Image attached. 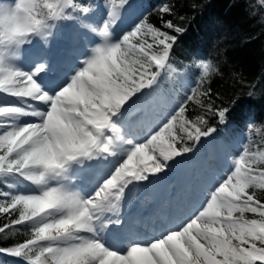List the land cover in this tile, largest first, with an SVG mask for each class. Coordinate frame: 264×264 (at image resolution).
Listing matches in <instances>:
<instances>
[{
  "label": "snow or ice",
  "instance_id": "obj_1",
  "mask_svg": "<svg viewBox=\"0 0 264 264\" xmlns=\"http://www.w3.org/2000/svg\"><path fill=\"white\" fill-rule=\"evenodd\" d=\"M125 6L130 0L0 4V240L25 236L0 254L23 264H264V147L244 145L219 176L205 166L150 238L126 231L123 247L109 242L110 226H123L126 190L158 181L216 131L209 114L224 123L229 112L203 86L217 71L210 60L198 61L202 74L182 82L183 95L162 86L186 29L145 16L116 36ZM159 12L172 16L173 7ZM61 21L99 42L62 80L46 51L21 66L25 46L38 38L47 50ZM190 104L201 114L190 117Z\"/></svg>",
  "mask_w": 264,
  "mask_h": 264
},
{
  "label": "trees",
  "instance_id": "obj_2",
  "mask_svg": "<svg viewBox=\"0 0 264 264\" xmlns=\"http://www.w3.org/2000/svg\"><path fill=\"white\" fill-rule=\"evenodd\" d=\"M136 1L143 10L141 18L147 16L151 23L161 26L163 15L186 29L176 34L178 39L169 61L175 71L162 78V86L183 95L182 82H195L202 74L198 61L210 60L217 69L203 86L210 89L215 107L229 109L226 122L221 123L209 114V125L216 131L202 138L185 157L198 163L196 158L201 151L219 150L237 138L252 150L264 147V7L258 0ZM164 3L173 7L172 16L159 12ZM201 112L198 106L189 105L190 117ZM23 239L22 231L9 240H0V246L7 247ZM20 263L19 258L0 254V264Z\"/></svg>",
  "mask_w": 264,
  "mask_h": 264
},
{
  "label": "rangeland",
  "instance_id": "obj_3",
  "mask_svg": "<svg viewBox=\"0 0 264 264\" xmlns=\"http://www.w3.org/2000/svg\"><path fill=\"white\" fill-rule=\"evenodd\" d=\"M14 2L15 0H0V4L6 5V6L14 4ZM138 7H139L138 2L136 0H130V6H125V9L123 10V19L119 23L118 27H116L115 29L116 36H119L124 31L130 30L131 26L135 22L139 21L141 16L139 15L140 9ZM52 31H53V35L49 38L50 46L45 51L46 53L50 55L53 65L56 67V64H58L57 63L58 57H65L67 59H71V61L73 62V64H71L67 62L66 60L60 61L59 66L62 67L64 71L58 72L57 70L56 78L62 80L63 78H59V77L61 76L63 77L64 75H71V70L74 67L79 66L77 63V57H79L81 53L85 51V48L90 49L94 45V43L99 42V40L97 37L94 36V34L89 33V32L86 33L83 30L78 29L77 25L73 21L58 22L57 26ZM70 33H73V35L67 36L66 38L65 35L70 34ZM75 33L76 35L74 36ZM86 34L89 35V39H90V35L92 34L91 35L92 39H90L89 41L90 43L87 44V47L85 46ZM68 38H73V39L76 38V39L75 41H72V39H68ZM35 40L36 39H34V41ZM72 42L76 44L77 47H80V48H77L78 52L77 51L72 52L69 49L73 45ZM54 51L55 53L53 54L52 52ZM24 58L25 57H23L22 52H21L19 62L21 63V61H24L25 60ZM7 101L14 102V98L9 97L7 98ZM243 146H244L243 140L241 138H237L234 141H232L231 144L228 143L225 146L220 147L219 150L215 148L214 150H212V154L210 153V151L208 152L205 150L204 152L199 153V157L196 158V161L197 162L199 161V162L195 163L196 165H193L191 159H189L188 157L184 156L183 158H180L178 163L173 164L168 170H166L164 174H162L166 178L165 179L166 185L163 191L161 192V194L159 195L160 207L163 208V206H166V204H168L170 201L174 200L178 195H180L181 192L185 189V187L196 179L197 174L204 168L205 164L207 166H210L211 168L213 166L214 168L218 169L219 171L212 168L215 170L216 174L218 175H222L226 173L230 168L231 159L235 155L239 154ZM213 147H215V145H213ZM218 154L220 155L221 158L225 160L226 167H222L218 163V161L215 158H213L214 156H217ZM202 160H203V164H202ZM182 164H185L187 167V170L184 172L181 169L183 166ZM133 188H134L132 192L133 196L131 198L133 203H139V204L144 203V202L146 203L149 200H152L153 198L156 197V193L150 189V183L137 184V185H134ZM157 222L158 221H156V223ZM132 225H133V233H136L134 231H135V228L137 229L138 226L136 225L138 224L133 223ZM158 225L160 226L162 224L158 223ZM128 227H126L125 229H127ZM152 229H150V231L146 230L147 233H143V234L146 237H148L147 234L153 235L155 231L153 232ZM123 233H126V230H124ZM137 234H139L138 238H141V239L145 238V236L142 233L137 232ZM20 264H23V262H21Z\"/></svg>",
  "mask_w": 264,
  "mask_h": 264
},
{
  "label": "bare ground",
  "instance_id": "obj_4",
  "mask_svg": "<svg viewBox=\"0 0 264 264\" xmlns=\"http://www.w3.org/2000/svg\"><path fill=\"white\" fill-rule=\"evenodd\" d=\"M92 36L90 35V39ZM89 39V35L86 34V40H85V46L87 47V44L90 43ZM43 41L39 40L38 38L33 42V46L28 47L25 46V48L21 51L23 57H25L23 60L21 61V66H24V62L28 60L30 55H34L36 52L39 51H45L43 49ZM88 49V48H86ZM61 60H66L67 62H72L71 59H67L65 57H58L57 58V63L60 62ZM64 75L63 77H59V78H65ZM182 170L183 172L187 170V167L185 164H182ZM218 175V174H217ZM219 176V175H218ZM166 178L162 175L161 178L158 181H154L152 183H150V189L152 191H154L156 193V197L153 198L152 200H149L148 202H144V203H133L132 202V192L134 190V186H130L129 189L126 190V196H125V200L122 204V208H121V213H120V218L123 221V226H119V225H113L110 226L109 231H108V235L107 238L109 240L110 243H112L116 248H121L123 247L124 243H126L125 240V236L126 233H123L124 230H126V227H130L128 231L133 232L132 228H133V223H137L138 226L137 229H141V231L143 233H147L146 230L152 229L155 230L156 229V225H154V223H156L158 218H163V213L167 210V206L169 205L166 204V206L160 207V203H159V195L161 194V192L163 191L165 185H166ZM90 180V176L87 173L83 174V182L85 183V185L88 184ZM128 224V225H127ZM158 225V223H156ZM159 226V225H158ZM162 225H160L161 228ZM147 236L150 238L152 235L151 234H147Z\"/></svg>",
  "mask_w": 264,
  "mask_h": 264
}]
</instances>
